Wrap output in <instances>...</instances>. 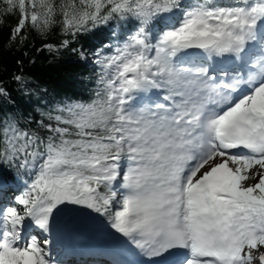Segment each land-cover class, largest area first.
Masks as SVG:
<instances>
[{"label":"snow or ice","instance_id":"obj_1","mask_svg":"<svg viewBox=\"0 0 264 264\" xmlns=\"http://www.w3.org/2000/svg\"><path fill=\"white\" fill-rule=\"evenodd\" d=\"M0 4L10 41L58 29L44 49L96 85L45 102L16 75L22 105L0 86V264H72L80 227L113 257L80 264H264V0Z\"/></svg>","mask_w":264,"mask_h":264},{"label":"trees","instance_id":"obj_2","mask_svg":"<svg viewBox=\"0 0 264 264\" xmlns=\"http://www.w3.org/2000/svg\"><path fill=\"white\" fill-rule=\"evenodd\" d=\"M0 8H3L2 4ZM14 24L15 18L7 17L4 24L0 25V86L6 87L12 96L16 97V103L23 104L20 99V84L12 79L16 75L25 77L31 92L35 93L33 98L46 92L45 102L48 99L67 96L88 99L89 90L96 87L93 79L94 66L79 61L77 54L72 53L71 49L50 53L43 47L47 43L58 45L64 38L63 34L57 29L46 37H41L35 31H30L27 43L17 44L9 39ZM106 37V31L98 30V35L89 34L87 39L81 40V44L91 52L101 46L102 40L107 43ZM72 47L79 45L73 44ZM81 80L85 81L84 85L80 84ZM0 179L9 185H15L11 173L7 170L0 169Z\"/></svg>","mask_w":264,"mask_h":264},{"label":"rangeland","instance_id":"obj_3","mask_svg":"<svg viewBox=\"0 0 264 264\" xmlns=\"http://www.w3.org/2000/svg\"><path fill=\"white\" fill-rule=\"evenodd\" d=\"M253 181H249V183H252Z\"/></svg>","mask_w":264,"mask_h":264},{"label":"bare ground","instance_id":"obj_4","mask_svg":"<svg viewBox=\"0 0 264 264\" xmlns=\"http://www.w3.org/2000/svg\"><path fill=\"white\" fill-rule=\"evenodd\" d=\"M82 227L78 228V229H81Z\"/></svg>","mask_w":264,"mask_h":264}]
</instances>
